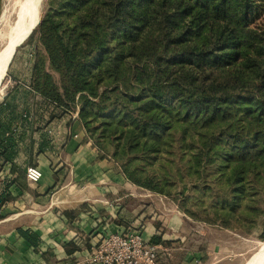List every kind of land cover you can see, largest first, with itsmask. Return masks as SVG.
<instances>
[{
    "label": "trees",
    "instance_id": "trees-1",
    "mask_svg": "<svg viewBox=\"0 0 264 264\" xmlns=\"http://www.w3.org/2000/svg\"><path fill=\"white\" fill-rule=\"evenodd\" d=\"M262 12L264 0H48L28 38L43 54L0 102V170L26 187L17 127L30 135L39 98L55 116L76 110L127 182L194 223L264 240Z\"/></svg>",
    "mask_w": 264,
    "mask_h": 264
},
{
    "label": "crops",
    "instance_id": "crops-1",
    "mask_svg": "<svg viewBox=\"0 0 264 264\" xmlns=\"http://www.w3.org/2000/svg\"><path fill=\"white\" fill-rule=\"evenodd\" d=\"M29 110L33 131L29 135L17 127L26 136L18 144L15 163L24 171L37 167L42 177L38 183L25 177L23 188L10 183L16 174H10L9 165L0 170V200L2 195L13 197L0 205V264H94L93 249L101 240L132 233L150 244L156 239L167 250L157 264L238 260L241 253L215 240L213 233L238 235L195 227L172 201L135 187L112 162L98 158L76 110L55 116L53 107L39 98ZM19 230L37 238L36 249Z\"/></svg>",
    "mask_w": 264,
    "mask_h": 264
},
{
    "label": "rangeland",
    "instance_id": "rangeland-1",
    "mask_svg": "<svg viewBox=\"0 0 264 264\" xmlns=\"http://www.w3.org/2000/svg\"><path fill=\"white\" fill-rule=\"evenodd\" d=\"M20 0H2L1 4V14H0V50L4 46L2 35L7 32L9 26L13 24L16 18L18 4ZM48 0H42L40 5V20L39 23L43 20L46 10H47ZM38 23V24H39ZM254 26H264V12H262L259 16V19L255 21ZM37 27V26H36ZM35 27V28H36ZM34 28V29H35ZM33 29V30H34ZM30 37V36H29ZM28 37V38H29ZM25 39L15 51V54L8 66L4 79L0 85V101L3 96L15 85L19 83L20 85H24L29 83L33 66V55L35 53L43 54V50L37 40H33L28 42L29 39ZM38 38V37H37ZM13 77H16L14 79ZM14 79V80H13ZM15 81V82H14ZM3 88V89H2ZM2 90V91H1ZM74 111V110H72ZM195 227H203L206 226L210 231L218 230V231H226L212 228L203 224H193ZM231 233H235L240 238L237 237H227L221 236L219 232H214L213 237L215 240L226 241L228 245L232 244V250L235 252H240L241 255L237 258L234 264H245L249 258L257 251L259 245L264 242L261 238H259L258 234H251L249 236L241 235L237 232L228 231ZM161 261V254L157 260V262Z\"/></svg>",
    "mask_w": 264,
    "mask_h": 264
},
{
    "label": "built area",
    "instance_id": "built-area-1",
    "mask_svg": "<svg viewBox=\"0 0 264 264\" xmlns=\"http://www.w3.org/2000/svg\"><path fill=\"white\" fill-rule=\"evenodd\" d=\"M28 182L38 183L41 171L35 166L25 170ZM168 254L159 244L145 242L139 233L111 235L101 240L93 249L94 264H157L160 254Z\"/></svg>",
    "mask_w": 264,
    "mask_h": 264
},
{
    "label": "bare ground",
    "instance_id": "bare-ground-1",
    "mask_svg": "<svg viewBox=\"0 0 264 264\" xmlns=\"http://www.w3.org/2000/svg\"><path fill=\"white\" fill-rule=\"evenodd\" d=\"M41 2L42 0H20L15 21L2 35L4 46L0 50V85L8 69L7 65L13 51L27 39L31 30L33 31L40 20ZM245 264H264V242L259 245L257 251Z\"/></svg>",
    "mask_w": 264,
    "mask_h": 264
},
{
    "label": "water",
    "instance_id": "water-1",
    "mask_svg": "<svg viewBox=\"0 0 264 264\" xmlns=\"http://www.w3.org/2000/svg\"><path fill=\"white\" fill-rule=\"evenodd\" d=\"M38 23H39V22H38ZM38 23H37V25H38ZM37 25H36V26H37ZM36 26H35V27H36ZM31 33H32V30H31V32L29 33V36H30ZM29 36H28V37H29ZM28 37H27V38H28ZM15 51H16V49L13 51V54H12L11 60H12L14 54H15ZM11 60L9 61L8 65H7V68H8V66H9Z\"/></svg>",
    "mask_w": 264,
    "mask_h": 264
}]
</instances>
